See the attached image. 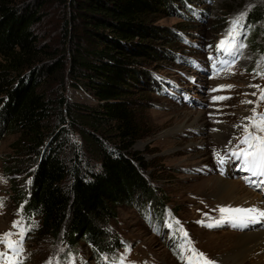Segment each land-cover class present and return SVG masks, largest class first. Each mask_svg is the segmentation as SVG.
<instances>
[{
    "label": "trees",
    "instance_id": "16d2710c",
    "mask_svg": "<svg viewBox=\"0 0 264 264\" xmlns=\"http://www.w3.org/2000/svg\"><path fill=\"white\" fill-rule=\"evenodd\" d=\"M175 2L188 0H0V131L16 136L13 157L29 166L19 202L44 236L110 253L118 240L107 226L139 197L158 204L162 225L164 203L131 151L143 128L130 95L151 82L143 63L165 30L154 19ZM263 22L257 8L250 32ZM65 85L94 105L68 102Z\"/></svg>",
    "mask_w": 264,
    "mask_h": 264
},
{
    "label": "rangeland",
    "instance_id": "374dc122",
    "mask_svg": "<svg viewBox=\"0 0 264 264\" xmlns=\"http://www.w3.org/2000/svg\"><path fill=\"white\" fill-rule=\"evenodd\" d=\"M185 3H172L171 10L157 13L154 25L165 29L161 40L152 44L159 54L154 53V58L146 60L142 67L149 72L151 82L138 84L141 90L130 95L143 128L131 151L143 159L144 175L164 203L159 212V215L164 213L162 225L158 228L153 214L159 211L158 204L150 205L139 197L134 204L119 208L116 219L107 226L108 236L118 240L117 247H113L114 243L109 247L110 253L96 256L91 247L82 243L71 248L61 238L53 240L44 236L37 219H28L19 202V191L29 183V166L20 165V160L13 157L11 144L16 136L2 129L0 200L4 201V207L0 210V235L15 233L17 229L12 224L17 220H22L25 227L33 226L24 237L25 264H46L49 260L54 264H63L65 260L71 264H112L125 255V264H184L177 251L188 242L212 264H255L260 258L251 246L243 244L241 236L252 233L256 227H264V219H259L262 224L246 225L221 218L222 204L229 207L227 199L218 191L217 179L238 182L241 189L262 194L245 187L236 178L237 173L232 170L234 161L228 152L243 135V128L237 125L248 124L246 117L252 115L253 108L257 113H264V103H257L260 91L253 87L264 88V79L255 75L264 64V22L254 27V32L249 30V15L257 8H264V0H188ZM241 14L240 41L245 47L230 70H221L217 75L207 57L213 46H208L225 39L229 22ZM232 59L224 53L219 58ZM229 85L233 87L212 91ZM64 88L68 102L94 105L83 93L68 85ZM213 97L230 99L214 101ZM72 135L79 140L78 132ZM214 151L225 157L222 167L225 174L220 171ZM11 167L15 168L12 177L4 173ZM11 184L15 186V194L11 192ZM143 211H147L146 217ZM185 232L187 240L182 239ZM12 239L19 236L14 235ZM125 248L129 249L127 253ZM0 251H5L3 244ZM185 255L190 253L185 251Z\"/></svg>",
    "mask_w": 264,
    "mask_h": 264
},
{
    "label": "snow or ice",
    "instance_id": "6c2138e0",
    "mask_svg": "<svg viewBox=\"0 0 264 264\" xmlns=\"http://www.w3.org/2000/svg\"><path fill=\"white\" fill-rule=\"evenodd\" d=\"M241 16L236 17L230 21V27L227 29V36L225 39L221 40L217 45V52H223L224 55L231 56L232 60H222L219 61L221 64L220 69H216L215 63L213 64V70L219 75L221 70L229 71L232 67L237 55L245 47L242 41H240L241 32L240 29L243 27ZM210 59H212L210 57ZM255 75L264 79V64H262L259 71L255 72ZM233 86H220L219 88L212 89V91H220L225 88H232ZM260 96L258 97L257 103H264V88H259ZM255 95V93H253ZM230 99V97H213L214 101H223ZM243 103L252 104L253 101H244ZM248 120L247 125H237V127L243 128V135L238 139V144L234 149L230 151V155L239 159L242 163L243 170L250 173L254 177L264 178V113H257L256 109H252V115L246 117ZM251 129V130H250ZM215 130V129H214ZM231 143V141L229 142ZM243 145L244 147H240ZM214 156L217 159V162L223 166L225 159L218 152L214 151ZM3 178H0L2 181ZM260 184H264V179L259 181ZM4 207V201L0 200V210ZM221 216L225 217L233 222L244 224L247 222L257 221L258 219H264V212H259L257 214L255 209H231V208H221ZM20 213L17 212V215ZM219 222H223L222 220ZM178 224L179 221H176ZM202 223V221H198ZM14 229H17L15 233L8 232L0 235V244H3L5 251H0V264H25L24 259V237L32 230L33 226L25 227L22 220L14 221L12 224ZM171 228V225H168ZM19 236V239L13 240V236ZM182 239L187 240V233L183 234ZM129 251L128 248H125V253ZM185 251L190 253L186 256ZM178 258L184 262V264H212L203 253L196 251L190 246L188 242L187 246H181L177 251ZM127 256L118 257L112 261V264H125ZM46 264H54L53 260H49ZM63 264H71V261L65 260Z\"/></svg>",
    "mask_w": 264,
    "mask_h": 264
},
{
    "label": "bare ground",
    "instance_id": "6f19581e",
    "mask_svg": "<svg viewBox=\"0 0 264 264\" xmlns=\"http://www.w3.org/2000/svg\"><path fill=\"white\" fill-rule=\"evenodd\" d=\"M193 125H197V124H193ZM196 128H200V126ZM221 137H218V139H222ZM217 182H218L217 185L218 191L222 197L227 199L228 204L226 206H228L229 208L231 209L251 208V209H255L257 214L259 212H264V200L262 201V196H261L262 194L261 195L259 194L260 195L259 196L250 191H247L246 189L245 190L241 189L240 188L241 186H239L238 182L229 181L227 179L218 178ZM222 208H225L223 204H222ZM221 218L223 217L221 216ZM256 222L262 224V222H259V219L257 221L247 222L245 224L252 225ZM241 238L243 239L244 245L251 246V250L259 255L260 258H258V260L256 259L257 261L255 264H264V227H260V228L256 227L252 233L242 234Z\"/></svg>",
    "mask_w": 264,
    "mask_h": 264
}]
</instances>
